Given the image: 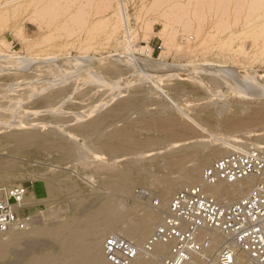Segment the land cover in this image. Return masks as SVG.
Wrapping results in <instances>:
<instances>
[{
	"label": "bare ground",
	"instance_id": "bare-ground-1",
	"mask_svg": "<svg viewBox=\"0 0 264 264\" xmlns=\"http://www.w3.org/2000/svg\"><path fill=\"white\" fill-rule=\"evenodd\" d=\"M17 1L20 0L0 1V29L2 28L3 23L6 22L10 13L12 11L16 12L19 7L28 11L38 10V12L41 11L39 10L41 8L45 9L40 13L38 18H29L34 21V23H37L38 29L42 30L43 26L47 27L51 22H53V15L55 13L51 14L53 18H44L45 16L50 15L49 6H47V4L46 6L44 5L48 0H21V2L15 4ZM131 1L132 0H110V15L108 18L110 20L111 32L116 45L121 48V50H117L113 54L107 55L113 56V59L105 63L104 66L102 65V71L110 75L111 82L108 81L106 83L105 79L102 78L104 76L99 72L95 73V71H93L94 73H87L85 71L87 74H84L81 84L67 83L69 78L68 75H72L73 73L69 72L70 74H68L67 72L68 75H66L64 73L65 70L63 71L62 69L64 67L66 68V65L69 64L71 58L67 59L68 61H65V63L60 60V57V59L56 57L58 55L54 53H46L43 55H40L39 53L34 55L19 53L6 54L2 53L0 50V65L3 64L9 68L18 69V71L27 72L30 70L32 72L29 73L30 76L39 74L42 76L44 75L45 78V75L49 74L53 76L52 78L56 79L51 78L52 80H48L43 85L40 84L41 86H38L37 84H30L26 87L27 89L24 94L17 95H11L12 93L10 94V92L16 90V84L14 85L13 81V83L11 82L7 84H3L1 82L2 85L0 83V184L6 186L14 185L15 183L13 182L16 177L14 175L16 173L20 170H31L32 174L30 177L32 179L42 181L46 190V196L43 198H38L32 193L30 201L28 200V195L27 200L30 201L29 203L31 205L39 202L40 200L55 198L61 194L62 190H64L65 193L76 191V182L71 181L72 179L68 180L65 173L56 170L55 166L65 164L71 159L86 158V154L80 150L79 146L75 142L76 138L81 135L88 139V143H91L90 145L96 144L98 146V149L96 150H91V147V152L89 153L92 154V161L96 162L94 164L95 173L104 174L105 179L103 183H105L107 188L127 194L131 190L132 184L135 182L148 184V192L144 194V197H146L145 206L138 207L135 204L128 205L112 196L105 198L101 197L87 206H85L83 202L78 199L74 204L73 211L66 214L62 221L46 225L34 220L27 229L9 230L0 233L2 234L0 235V259L13 252L15 253V260L13 259L14 263L12 262L13 264H110L106 260L103 253V241L107 235L111 233H118L131 240L140 249L137 257L131 264H164L163 257L168 251V244L158 242L149 252H144L141 248L144 241L167 214L170 199L179 189L190 184L202 185L204 190L215 197L218 202L229 204L243 197L253 185L264 181L263 174L262 176H247L241 180L231 183L219 181L209 184L204 182L201 176L202 170L206 166H208L214 159L224 155L231 149L237 147H264V101H259L258 105L254 107L249 104L251 99L264 98V75H257L255 73L256 71H253L252 68L245 66L237 67L236 65L234 66L233 63L230 64L233 65L231 66V69L230 67L229 69L225 68L229 64L226 66L224 65V67L218 63H207L206 60L196 64L194 68L191 64L193 61L187 60L188 62L185 64H179V62L169 63L167 60L164 61L160 59L163 57L166 59V50H162V52H160L161 57L158 59L137 57L135 55L136 51L139 53H142V51H149V45L145 43L148 41L146 38L149 36L150 32H152V28L148 23L140 24L142 19L141 9L136 11L134 15L129 12V4ZM154 1L158 5L161 3L160 0ZM196 1L198 2H196V5L198 4L197 6L202 3V0ZM244 1L245 0L242 2ZM155 2H153V4L151 3L152 6H154ZM248 2L249 5H247L249 10L248 8L247 10L252 13L255 18L253 19V25L247 21L244 23V27L240 29V31L238 30V33L235 34L236 39L239 40L238 42H245L246 40L249 41L247 43L245 42L242 46H237L241 51L245 46L248 49L255 48L259 45V38L264 36V0H249ZM190 3L191 2H189V4ZM189 4L188 8L191 7H189ZM223 4H220V6L222 7L226 5ZM149 8L148 10H150ZM223 8L226 9V7ZM247 10L245 11L248 12ZM199 11L202 12L200 9ZM193 12L191 15H193ZM220 12L223 14L222 11ZM195 13L196 16L195 14L193 15L196 17L195 20H187V18H185L181 21V25L183 26V31H192L194 35L198 37L197 39H199L202 35V30L199 24L201 13L196 10ZM224 13L226 12L224 11ZM34 14H36V12ZM12 17H14V15ZM79 17L81 18V16ZM248 17L251 16L248 15ZM244 18L247 19L246 16H244ZM244 18H242V20H244ZM71 19H73L75 23L79 22H76V18V20L74 18ZM82 21L85 22L83 19ZM167 22H169V20H166V23L163 24L162 29L159 32L162 37L164 36V38H168L169 36L168 41L170 43L168 42V44L166 41H163L165 43L164 46L167 49L168 47L173 46L176 54L188 57L193 56L195 52L193 49L194 46L191 47L192 45L190 44L180 46L175 44V41L171 40L173 37L172 34L176 35V33L170 32L171 36L168 34L169 31L167 33L168 26L166 24H169ZM221 23L220 24L223 26L224 23ZM96 24L97 26H94L90 33H93L99 27H102L101 25H98L99 23ZM232 24L230 23V25ZM169 25L171 26V24ZM228 26L227 29L229 28ZM89 29L91 30V28ZM223 29L225 30V28H222L221 31H224ZM12 33L17 36L18 34H21L20 30L13 31ZM235 35L233 34L232 36L235 37ZM50 37L49 39H51ZM174 39L175 38H173V40ZM229 39L231 42V37H229ZM22 40L25 42V48H27V50H32L48 42L47 35H45V37L38 36L35 37V39H33V37H26V39L25 37H22ZM231 44L226 40H223L220 46L230 47ZM9 45L10 40L0 38V48L2 46L9 48ZM259 47L261 51L263 48L261 45ZM163 52H165V55ZM162 55L164 56L162 57ZM243 55L248 56L247 53H244ZM107 56H104V59ZM76 57H73V59ZM232 57H234V55ZM49 58L51 61H49ZM102 58L103 56L89 54L83 55V57H78L76 59L79 61V64H76V67L73 65V69L76 68L78 71H82V69L90 71V67L94 65L93 63H100V59ZM233 60L234 59L231 61L233 62ZM74 61H72V64L76 63V61ZM76 69L75 71H77ZM126 69L133 70L132 72L134 74H140L139 76H141V78L146 79L147 82H150V84L155 86L158 91L163 93L167 100L175 106L177 111H179L177 104L166 94V91L157 86L153 80V78L160 77L159 73L162 74V77L164 76L175 81L172 88L177 93L187 86L190 87V90L200 89V83L194 81V77H198L196 74L200 73L202 76L205 75V79L207 78L208 81L210 80L215 85L226 84L227 86H230L229 88L233 89V93L238 95L240 100L244 99L246 101L239 100L234 106V110L230 112L232 117L227 119L223 124V131L225 134H222V136L213 140L212 142L214 143L208 144V142L196 141L194 143L182 142L181 144H178L177 141H175L176 143L173 144L174 147L164 152V154L159 158H155V160L149 162V164L159 163L161 166H171L172 170L170 169L168 173H163L161 175L151 174L146 169V161L144 160L145 162H140L139 158L128 159L125 161V165L121 168L101 165L97 161L106 157V155L111 158V161H116L120 154H128L134 149H148L149 147L159 145L158 136H156L157 138H141L140 135L142 134L140 133L139 135L137 131L138 127H118L115 124V122L124 116L126 112L131 111V108L140 104L142 105L144 99L137 94L140 91V87L134 86L133 90L127 91L129 94L127 96L125 95L126 97H118L119 99L117 100L114 98L116 101L114 100L112 102L113 104L110 106L107 105V102H104L105 97L102 98L104 93H100L96 96V99H98L97 101L99 102H97V105H87L88 107L83 113L75 111V113L72 114L70 113L71 111H68L71 115L65 113L63 110L61 104L64 100L60 99L56 102L55 99L61 97L62 95H68L66 96L68 98L71 96L70 92L73 93V90H78L77 95L80 99L90 100L91 91L95 89L97 85L106 86V84L109 85V83L111 84L110 87L116 88V90L118 88L117 91L120 93L122 90L117 86V82L115 83V80ZM5 70L7 71L6 68ZM1 71L5 72L4 69ZM73 71L71 70V72ZM132 72L131 74H133ZM157 73L159 75H157ZM204 77H202L200 81L204 82ZM32 79L34 78L32 77ZM40 79L41 78L39 77V80ZM185 79H189L188 82L190 83H188V85L181 82ZM135 81L136 80L131 82L135 85V83H137ZM119 82H121V80ZM26 84L27 82L25 85ZM81 86L86 87L79 91V87ZM147 87L151 88L149 84ZM105 94L107 97L106 92ZM113 97L116 96L113 95ZM113 97L111 99H113ZM31 98L33 99L30 100ZM78 106H80V104H78ZM158 106L160 112L167 109V105L163 102L158 103ZM209 107H211V105ZM209 107H200L196 110V113L209 117V113H211V111L218 112L221 110L220 107H216L215 109L214 106L213 109ZM38 108L45 110L43 111L44 113H42L40 111L41 109H39V112L42 114H36V109L38 110ZM170 108L172 109L171 106ZM44 115L46 116L45 118ZM135 123L136 122L134 121L133 125ZM109 124H111V129L107 130L106 126ZM145 124L147 125L146 128L148 127L147 130L154 128L153 130L162 132L167 139L180 138V140L182 139L183 141L187 140L189 137L199 135L195 128L185 127L184 122L180 121L169 111L164 117L159 116L157 113L153 114L145 122ZM137 125L139 126L140 124ZM257 125H260L259 128L254 129ZM149 126L151 127L149 128ZM140 128L143 129L141 126ZM88 149L89 148H87V150ZM191 157L194 158V162L190 165H184L185 160ZM144 167L145 169H143V171H146L137 175L134 174L136 171ZM86 179H88V177ZM154 200L156 201V204H154ZM204 234H209L211 238V246L206 253L213 252L224 240V237L215 230L204 229L203 235ZM20 242H25L27 246L25 245L26 247L23 251H16L15 247ZM48 242H53L55 244L54 250L49 249V246L47 247Z\"/></svg>",
	"mask_w": 264,
	"mask_h": 264
},
{
	"label": "rangeland",
	"instance_id": "rangeland-1",
	"mask_svg": "<svg viewBox=\"0 0 264 264\" xmlns=\"http://www.w3.org/2000/svg\"><path fill=\"white\" fill-rule=\"evenodd\" d=\"M0 1L4 2V0H0ZM187 1L188 0H160L161 3L158 2L160 7L154 0L153 1H151V0H132L130 2L129 12L134 15L136 13V11H139V9H141L142 19H141L140 24L141 23H148L151 25V28H152V32H150L149 36L146 38V40H148V41H146V43H145V44L149 45V51H142V53H139L136 51L135 55L137 57H139V58L148 57L151 59H158L159 57H161L160 52H162V50L163 51L166 50L165 51V52H167L166 55L164 54L165 52H163V54L166 56V59H165V57H163L164 55H162V57L164 59L163 58H160V59H162L164 61L167 60V62H169V63H173V62L178 63L179 62V64H181V63L185 64L188 61H193L192 63L191 62L190 63L192 64V67L194 68V66H196V64L203 62V60H206L207 63L208 62L218 63L221 66H224V65L226 66L227 64H229V65H227V67L224 66L225 68H228V69H229V67L231 69V66H233V65L234 66L236 65L237 67H242V66L243 67L244 66L250 67L253 69V71H256L255 73L257 75H260V74L264 75V36L259 38V45H257L253 49H248L245 46L242 48V51H241L239 49V47H237L238 45L242 46L243 44H245V42L246 43L249 42L248 40H246L245 42L244 41L238 42L239 40L236 39V35H235L236 33H238L237 31L238 30L240 31V29H242L244 27V23L247 21L252 23V25L254 24L253 19L255 17L252 15V13H250L248 11L249 10V8H248V5H249L248 1L249 0H247V1L245 0L246 2L245 1L242 2L243 0H237V1L236 0L235 1L234 0H220V3H219V0H212V1L211 0H204V1L202 0V3L199 4V6H197L198 4L196 5V2H197L196 0H189L188 2ZM226 1L231 2V3H227ZM19 2H21V0L15 2V4L19 3ZM153 2H155L157 5L154 3V6H152ZM189 2H191V3L189 4ZM222 2L226 5H224ZM241 2H242V5H241ZM46 4H47V6H49L50 15H47L44 18H49V17L51 18L52 17L51 14H53V13H55V14L53 15L54 19L52 20L53 22H51L52 24L50 23L47 27L43 26L42 30L38 29L37 23L36 22L34 23V21L30 20L29 18H38L40 13L42 11H44L45 9L41 8V9H39V10H41L39 12H38V10L37 11L32 10L33 11L32 12L30 10L29 11L26 9L24 10L23 8L19 7L16 12L12 11L10 13L9 17L6 19V22L3 23V26L0 29V38H6L7 40H10L9 48H7L5 46H2L0 48L2 53H6V54L19 53V54H31V55H34L36 53H39L40 55H43L46 53H54V54L58 55L56 57L61 58V59L60 58L59 59L62 62H65V61L67 62L68 61L67 59L71 58V60H72L73 57L77 56L76 58H74L72 60V61L75 60L76 63L72 64V61L70 60L69 64L67 63L68 65H66V68L64 67L62 69L63 71L65 70L64 73L66 75L73 73L72 74L73 76L71 74H70L71 76L68 75L69 78H68L67 83L81 84L83 81V78H84V74L86 72L87 73H89V72L94 73L93 71H95V73L99 72L100 74H102L104 76L102 78L105 79L106 83L108 81L111 82L110 75H108V73L102 71V69H103V66L105 65V63H107L108 61L113 59V56H107V55L113 54L117 50H121V48H119L116 45L115 39L113 38V34L111 32L110 20L108 18V16L110 15V7H109L110 0L109 1H107V0H53V3H52V0H48L44 5L46 6ZM188 4H189V7L191 6L192 8L191 7L188 8ZM192 4H193V6H192ZM211 4H212V6H211ZM220 4H223L224 6L221 7ZM243 4H244V6H243ZM200 5H201V7H200ZM218 6H219V8H218ZM151 7H154V8H151ZM223 7H226V9ZM148 8L151 11L148 10ZM247 8H248V10H247ZM199 9L202 10V12L199 11ZM144 10H146V11H144ZM195 10L197 12L201 13V15H200L201 18L199 19V22H200L199 24H200V27L202 30V35L199 37V39H197L198 37L196 35H194V33L192 31H189V30L183 31V26L181 25L182 24L181 21L184 20L185 18H187V20L188 19H192V20L196 19ZM245 10H247L248 12H246ZM188 11H190V12H188ZM220 11H222L223 14H221ZM224 11L226 13H224ZM35 12H36V14H34ZM187 12H188V14H187ZM192 12H193V15L195 14V16L191 15ZM228 13H230V14H228ZM245 13H247V14H245ZM186 14H187V16H186ZM13 15H14V17H12ZM223 15H226V16H223ZM248 15L251 17H248ZM79 16H81V18L83 20H85V22H83ZM244 16H246L247 19L244 18ZM165 17H166V19H165ZM167 17L170 19H168ZM71 18H74V19L76 18L77 19V20L75 19L76 22L79 21L80 23L79 22H78L79 24L75 23V21ZM236 18H239V19H236ZM242 18H244V20H242ZM166 20L167 21L169 20V22H167V23L171 24V26L169 24H166L168 26L167 27V33H168V31H169L168 34H170V32L176 33V35L172 34L173 37L172 38L170 37L171 40L175 41V44H178L180 46H183L186 44L192 45L191 47L194 46L195 48L193 47V49L195 52H194L193 56L188 57V56H182L180 54H176L174 52L173 46L168 47V49L164 46L165 41H166V43L169 42L168 41L169 36H168V38L165 37L167 39L166 40L164 38V36L162 37V35L159 32L162 29L163 24L166 23ZM233 21H234V23H233ZM221 22L224 23L223 26L221 25L222 24ZM226 22H227V24H226ZM236 22H237V24H236ZM96 23H99L98 25H101L102 27H99L95 32L90 33L92 31V29L94 28V26H97ZM230 23L231 24L233 23L234 25L233 24L230 25ZM90 26H92V27H90ZM227 26L229 27L228 29H227ZM221 27L225 28V30L223 29L224 31H221L222 30ZM89 28H91V30ZM217 28H219V29H217ZM99 29H100V31H99ZM18 30H20V33H21V34H18V36L15 35L14 33H12L13 31H18ZM220 32H222V33H220ZM233 34L235 35V37L232 36ZM45 35H47V38H48L47 43L40 45V46H38L32 50H27V48H25V42L22 40V37H25V39H26V37H33V39H35V37H38V36H44L45 37ZM170 36H171V34H170ZM49 37L51 39H49ZM229 37H231V42H230ZM173 38H175V39L173 40ZM228 39H229V41H228ZM234 39H235V41H234ZM92 40H94V41H92ZM139 40H143V39H139ZM223 40H226L230 44L232 43L231 46L232 45L233 46L232 47L231 46L230 47L220 46V44L222 43ZM172 45H173V42H172ZM260 45L263 48V49L261 48L263 51L262 50L260 51V47H259ZM244 53H247L248 56L243 55ZM86 54L103 56V58L100 59V63L94 62L93 63L94 65L92 64L93 66L90 67V71L82 69V71L79 70L80 71L79 72L76 68L75 69L77 71H75V69H73L74 66L76 67V64L77 65L79 64V61H77L76 59L78 57H83V55H86ZM230 55H232V56L234 55V57H232ZM104 56H107V57H105V59H104ZM56 57H54V58H56ZM232 59H234L233 62L231 61ZM49 61H51V59ZM232 63H233V65H230ZM71 66H73V67H71ZM4 67L7 69V71L5 70ZM7 67L8 66L3 65V64L0 65L1 70L4 69V71H5V72H3L0 70V72H1L0 73V83L2 82L3 84H7V83H11L13 81L14 85L16 84V86H15L16 90L13 92H10V94L12 93L11 95L24 94L25 90L27 89L26 87L29 86L30 84H35V85L37 84L38 86H41L45 82H47L48 80L55 79V78H52L53 76L49 75V74H48L49 76L45 75V78H44V75L42 76V75H39L38 73H37L38 75L30 76L29 73H32L30 70H28L27 72H24V71H18V69H15V68H9V67L7 68ZM8 69H9V71H8ZM10 70H12V71H10ZM71 70L72 71L74 70V71L71 72ZM190 70H192V69H190ZM15 71H16V73H15ZM132 71L133 70H131V69H126L115 80V83L117 82L116 83L117 86L120 87V89L122 90L120 93H118V91H117L118 88L116 90V88L110 87L111 84L109 83V85L106 84V86L105 85H101V86L97 85V87L91 91L90 100L89 99H87V100L86 99H80L77 95L78 90H75V91L73 90V93L70 92V95H71V96H69L70 98L66 97L68 95H65V96L62 95L61 97L55 99L56 102L59 101L60 99L64 100V101L62 100L63 102L61 105H62L65 113H67V114L72 113L73 114V113H75V111H77L79 113L80 112L83 113L89 105H97L99 103L97 101L98 99H96V96L100 93H104L102 98L105 97L104 102H107V105L110 106L113 104L112 102L115 99L117 100L119 98L126 97L129 94L127 91L133 90L134 86L140 87V91H139L140 93L138 92L137 94H138V96L143 97V99H144L143 101L145 103L143 102L142 105L141 104L138 105L140 107H138V106L133 107L135 110L133 108H131L130 109L131 111H128L129 113L126 112V114L124 116H122L117 122H115V124L118 127H126V126H131V127H135V128L138 127L137 131H138L139 135H140V133L142 134V135H140L141 138L158 136V139H159V145L158 146L159 147L155 146V147H149L148 149L147 148H145V149H134L132 152H130L128 154H120L116 161H113V160L111 161V158L108 157V155H106V157L101 158L99 160L100 162L97 161L99 164L105 165V166H112V167L121 168L125 165V161H127L128 159L139 158L140 162L146 161L145 162L147 164L146 169L148 170V172H150L151 174L161 175L163 173L164 174L168 173L170 171V169L172 170V167L171 166H169V167L161 166L159 163L149 164V162L155 160V158H159L161 155L164 154V152H166L169 149H171L172 147H174L173 144L176 143L175 141H177L178 144H181L182 142L194 143L196 141L197 142H206V143L208 142V144L209 143L212 144V143H214V142H212L213 140H215L217 137L219 138L220 136H222V134H225L223 131V124L225 123V121L227 119L232 117V114L230 112H232L234 110V106L240 100V97L238 95H236L235 93H233V89L229 88L230 86H227L226 84L215 85L210 80L208 81L207 78L205 79V77H206L205 75H204L205 76L204 77L200 73H197L196 75L200 78L194 77V81H197L198 83H200L201 88L197 89V90H194V89L190 90V87L187 86L188 83H190V82H188L189 79H185L184 81H181V82L187 84L186 85L187 87L183 88L180 92L177 93L172 88L175 81L171 80L169 78H166L164 76L162 77L161 73H159L160 75L157 73V75H159L160 77L153 78L155 84L157 86H159L160 88L164 89L166 91V94L173 99V101L177 104V107L179 108V111H177L175 109V106L173 104H171V102L169 100H167V98L163 95V93L158 91V89L155 86H153L152 84H150V82H147L146 79L141 78V76H139L140 74H137V73L134 74ZM67 72H68V74H67ZM131 72L133 74H131ZM25 73H26V75H25ZM74 74L75 75L78 74V75L75 76ZM32 77L34 79H32ZM39 77L41 78L40 80H39ZM202 77H204L203 78L204 82L200 81L202 79ZM13 79H15V80H13ZM106 79H108V80H106ZM58 80H60V79H58ZM118 80L119 81L121 80V82H119ZM134 80H136L135 82H137V83H135V85L133 84ZM20 81H22V82H20ZM131 81H133V82H131ZM24 82L25 83L27 82V84L25 85ZM33 82H36V83H33ZM40 82H42V83H40ZM2 83H1V85H2ZM128 83H130V84H128ZM148 84L151 88L147 87ZM87 85H89V84H87ZM85 87L86 86L79 87V91L83 90ZM110 91H112V92H110ZM105 92L107 93V97H106ZM124 92H126V93H124ZM113 95L116 97H113ZM64 97H66V98H64ZM112 97H113V99H111ZM32 99L33 98H31L30 100H32ZM109 99H110V101H109ZM249 99H251V98H249ZM105 100H107V101H105ZM240 101H246V100L242 99ZM248 101H250V100H248ZM259 101H264V98L251 99L249 104L254 107V106L258 105ZM160 102H163L167 105L166 106L167 109L163 110L161 112H160V109L158 106V103H160ZM78 104H80V106H78ZM207 104L209 106L211 105V107H209ZM170 106L172 107V109L170 108ZM203 106H207L211 109H213V106H214V109L216 107H220L221 110L218 112L211 111L212 114L209 113L210 116L206 117L205 115L196 113V110L200 107H203ZM39 109H41L40 111L42 113H44L43 111H45V110H43L42 108H38V110L36 109V111H37L36 114H38V115L42 114L39 112ZM66 110H67V112H66ZM68 111L69 112L71 111V112L69 113ZM168 111L171 112L180 121L184 122L185 127L195 128L197 133L199 134V135L195 136L197 139L194 136L189 137L190 139L187 138V140H183V141H182V139L180 140V138L179 139H177V138L167 139V137L162 132L157 131V130H153L154 128L153 129L150 128L151 126H149L150 130L149 129H148L149 131L147 130L148 127L146 128L147 125L145 124V122L153 114L157 113L159 116L164 117L168 114ZM45 117L46 116L44 115V118ZM134 121L136 122L135 123L136 125L134 124L135 126L133 125ZM137 124H140V125L138 126ZM140 126L143 129H141ZM259 126L260 125L255 126L254 129L259 128ZM106 128H107V130L111 129V124L106 126ZM106 128H105V130H106ZM237 134H239V133H237ZM75 142L79 146L80 150H82L84 152V154H86V158L85 159H83V158L71 159V160L67 161L65 164H62L60 166L59 165L55 166V169L58 171L64 172L66 175V178L68 180L72 179L71 181L76 182L77 190L73 191V192H69V193H67V192L65 193V191L62 190L61 194L59 196H56L55 198L48 199V200H40L41 202L39 201V202L33 203V205H31L29 202L31 201L30 196L33 192H31L32 188H29L30 193H29L28 200H30V201L27 200V197H26V201L29 204V212L34 217L35 221H38L39 223L46 224V225L62 221L66 214L73 211L74 204H75L76 200H78V199L81 200L85 206H87V205H90L96 199H99L101 197L105 198V197L112 196V197H116L118 200H121L125 204H128V205L129 204H135L138 207L145 206V203H146V197H144L145 195L141 194L137 191L142 190L146 194V192H148V190H147L148 184L147 183H143V182L133 183L131 190L127 194L124 192H120V191H113L112 189L107 188L105 183H103L104 179H105L104 174L95 173L94 164L96 162L92 161V159H93L92 154L89 153V152H91V150L98 149V146L96 144H94L95 146L93 144L90 145L91 143H88V139L85 136H81V135H79L76 138ZM91 147H92V149H91ZM94 147H95V149H94ZM87 148H89V149L87 150ZM192 162H194V158H192V157L187 158V160H185V162H184V165H190ZM83 163H84V165H83ZM143 169H145V167L142 169H139L134 174L137 175V174H140L141 172L146 171V170L143 171ZM31 174H32L31 170H20L18 173H16L14 175L16 177L14 178L13 183L23 184L25 186L33 185L36 197H38V198L45 197L46 192H43V190H42V186H44V183L40 180L32 179L30 177ZM87 177H88V179H86ZM80 189H82V190H80ZM27 196H28V194H27ZM0 235H2V234H0ZM2 237H4V236H2ZM25 245L27 246V244L25 242H23V243L20 242L15 247L16 248L15 250L16 251H23L26 247ZM47 247L51 250H54L55 244L53 242H48ZM13 259L15 260V253L11 252L6 257H3L2 259H0V264H5V263L11 264L12 262L14 263Z\"/></svg>",
	"mask_w": 264,
	"mask_h": 264
},
{
	"label": "built area",
	"instance_id": "built-area-1",
	"mask_svg": "<svg viewBox=\"0 0 264 264\" xmlns=\"http://www.w3.org/2000/svg\"><path fill=\"white\" fill-rule=\"evenodd\" d=\"M263 174L264 147H237L214 159L201 176L204 182L213 184ZM29 193L23 184H0V233L24 230L33 223L26 201ZM204 229L224 237L211 253H206L211 238L203 235ZM158 242L169 246L164 264H264V181L229 204L218 202L202 185L183 186L172 196L167 214L141 249L149 252ZM139 251L137 245L118 233L107 235L103 241V253L110 264H131Z\"/></svg>",
	"mask_w": 264,
	"mask_h": 264
},
{
	"label": "crops",
	"instance_id": "crops-1",
	"mask_svg": "<svg viewBox=\"0 0 264 264\" xmlns=\"http://www.w3.org/2000/svg\"><path fill=\"white\" fill-rule=\"evenodd\" d=\"M28 188H32V191L31 192H33V194L35 195V192H34V187H33V185H29L28 186ZM42 190H43V192H46V190H45V187L44 186H42ZM36 196V195H35Z\"/></svg>",
	"mask_w": 264,
	"mask_h": 264
}]
</instances>
